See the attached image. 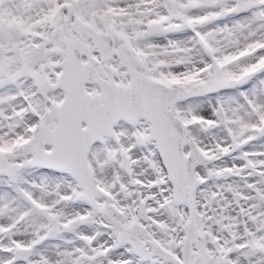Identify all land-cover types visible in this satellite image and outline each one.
Masks as SVG:
<instances>
[{"label":"snow or ice","instance_id":"obj_1","mask_svg":"<svg viewBox=\"0 0 264 264\" xmlns=\"http://www.w3.org/2000/svg\"><path fill=\"white\" fill-rule=\"evenodd\" d=\"M0 264H264V0H0Z\"/></svg>","mask_w":264,"mask_h":264}]
</instances>
